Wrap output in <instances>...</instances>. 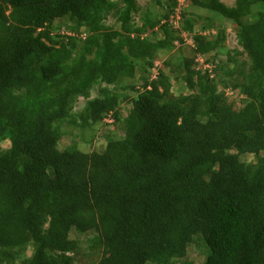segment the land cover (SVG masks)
Masks as SVG:
<instances>
[{"label":"trees","instance_id":"16d2710c","mask_svg":"<svg viewBox=\"0 0 264 264\" xmlns=\"http://www.w3.org/2000/svg\"><path fill=\"white\" fill-rule=\"evenodd\" d=\"M186 1L175 27L179 0L140 24L137 0H0V264H177L197 237L204 264H264V0ZM182 31L194 56L152 78ZM108 118L102 150L60 146Z\"/></svg>","mask_w":264,"mask_h":264},{"label":"rangeland","instance_id":"374dc122","mask_svg":"<svg viewBox=\"0 0 264 264\" xmlns=\"http://www.w3.org/2000/svg\"><path fill=\"white\" fill-rule=\"evenodd\" d=\"M226 4L228 5H233L235 0H223ZM138 5L140 6V11L135 13L134 16V20L136 21L135 24H140L142 23V14L143 11L149 10L153 13V16L158 18L161 16V14L164 12L162 11L163 9L161 7H159L156 4V0H137ZM187 6V1L186 0H179V5L177 7L176 10V15H171V22L173 23V25L175 27H181V23H180V14L182 12V10ZM191 10H189L190 12ZM194 11V9H193ZM188 12V11H187ZM195 12L200 13L201 15L205 14L207 16L210 15V12H205V10H200V9H196ZM214 19V23L216 25V27L213 28V30H201L203 32V34H207V35H213L217 32L218 28H221L220 26L222 25L223 27H225L227 29V37L229 40V45L230 47H235L237 46V39H236V34L235 31L233 29V24L232 22H229L223 18H219V17H215ZM62 23V21H56L55 23V27L58 28V26H60V24ZM105 23L109 26H114L115 28H120L121 27V23H119L117 21V17H113L112 15L108 16L107 20L105 21ZM222 27V28H223ZM199 28V26H198ZM60 32L65 33L67 32V30L65 28H61ZM157 34L155 35L156 37L159 38H163L164 36L162 35V32H160V29L157 27L156 29ZM152 31L150 29H148V31L146 33H144V35H151ZM182 35L185 38V43L184 45H181L180 43L176 45H174V47L172 48L171 52H168L167 54L165 52L161 53V58H157L158 60H156L155 62V67L152 69V78H154L158 71L159 68H161V66L163 65V63L165 62V60H170L172 65H170V67L168 68V70L171 71H175L176 69V64H177V59L175 58V56L177 57L178 52H180L179 50V46L182 47L183 49L186 48L185 53L188 56H194L193 52H192V47H194L195 43L194 40L191 36V34L189 33H185L182 31ZM228 47V46H227ZM229 48V47H228ZM165 53V54H164ZM174 56V57H173ZM222 59H227V55H222L221 56ZM197 61H199V64L197 65L198 68H202V69H213L214 66L216 65L215 63H206V58L203 56H196ZM172 59V60H171ZM175 73L171 74L172 75V80L174 81V87H173V91L176 94H179L181 92H187L186 89L182 90V85L180 82H178L175 79ZM214 75V74H213ZM222 77H224L223 75H221ZM142 84V80L139 81L138 85ZM226 93L230 96L231 99H237V101H239L243 95L238 93L237 91H233L231 89H227ZM98 94V89L94 88L91 90V98L95 97ZM86 103V99L84 97L80 98L79 101L77 102V106H76V110H81L84 105ZM240 104V102H238ZM128 105H126L125 103L123 104V112L126 113L127 112V107ZM112 120L111 119H106V122L110 124ZM105 122V123H106ZM110 131H113V128L110 125H97L94 126L91 129H81L80 127H70L69 129H66L65 135L63 136L62 142L60 144L61 147H65L69 144H72L73 142H77V145L82 148L85 151H100L102 150V148H104L106 142L108 141L107 137L109 135H111V133H109ZM119 134H123V132H119ZM5 147H7V144H4ZM248 158V156H245V159ZM250 158V157H249ZM71 237L75 238L77 237L79 239V241L81 242V245H83V248H87V246L89 245V242L87 241V238L89 237L88 235H84V236H79L78 233H71ZM196 241V243H195ZM201 238L197 237L195 238L194 242H192L189 246H187V248L185 249L183 256L179 259V262L177 264H204L205 261V255L202 252L203 250L199 248V246H197V242H200ZM87 251V250H86ZM34 253V249L33 247H28L27 250L23 253V257H29L32 256ZM88 254L86 256H84L83 254H81V259L83 261V263L86 264H90L91 263V258L92 256L89 255V252H87ZM95 262V261H94Z\"/></svg>","mask_w":264,"mask_h":264}]
</instances>
